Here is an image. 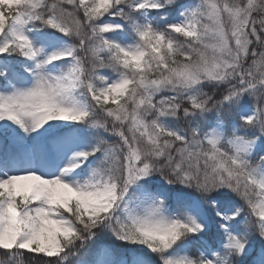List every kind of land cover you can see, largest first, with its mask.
I'll return each mask as SVG.
<instances>
[{"label": "snow or ice", "instance_id": "obj_1", "mask_svg": "<svg viewBox=\"0 0 264 264\" xmlns=\"http://www.w3.org/2000/svg\"><path fill=\"white\" fill-rule=\"evenodd\" d=\"M0 264H264V0H0Z\"/></svg>", "mask_w": 264, "mask_h": 264}]
</instances>
